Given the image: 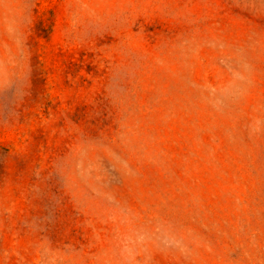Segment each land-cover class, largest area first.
<instances>
[{"label": "rangeland", "instance_id": "obj_1", "mask_svg": "<svg viewBox=\"0 0 264 264\" xmlns=\"http://www.w3.org/2000/svg\"><path fill=\"white\" fill-rule=\"evenodd\" d=\"M0 264H264V0H0Z\"/></svg>", "mask_w": 264, "mask_h": 264}]
</instances>
